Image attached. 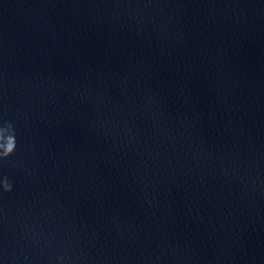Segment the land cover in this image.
Instances as JSON below:
<instances>
[{"label":"water","instance_id":"water-1","mask_svg":"<svg viewBox=\"0 0 264 264\" xmlns=\"http://www.w3.org/2000/svg\"><path fill=\"white\" fill-rule=\"evenodd\" d=\"M9 131L0 264H264V0H0Z\"/></svg>","mask_w":264,"mask_h":264},{"label":"clouds","instance_id":"clouds-1","mask_svg":"<svg viewBox=\"0 0 264 264\" xmlns=\"http://www.w3.org/2000/svg\"><path fill=\"white\" fill-rule=\"evenodd\" d=\"M7 129L11 130V125H9ZM2 141H3V147H2L3 151L2 153H0V155L8 156L10 153L14 151L15 148L14 134H11V131H9L8 135L2 137ZM4 187L5 190H9L11 186L7 182H5Z\"/></svg>","mask_w":264,"mask_h":264}]
</instances>
